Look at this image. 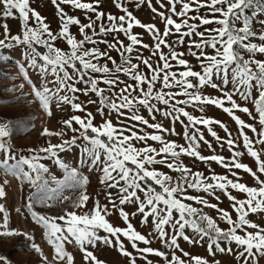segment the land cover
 <instances>
[{"label":"snow or ice","instance_id":"1","mask_svg":"<svg viewBox=\"0 0 264 264\" xmlns=\"http://www.w3.org/2000/svg\"><path fill=\"white\" fill-rule=\"evenodd\" d=\"M105 3L51 0L53 27L30 0H0V49H19L0 55L18 74L0 68V77H22L4 88L20 96L2 102L31 96L47 116L53 105L66 114L27 148L12 140L34 127L27 117L0 122V236L23 235L38 264H78L77 254L79 264H106L100 247L117 248L127 264H221L218 254L264 264V0H111L118 11ZM142 6L158 21L134 14ZM73 151L68 162L62 154ZM91 173L104 202L97 195L88 207ZM9 174L29 188L15 211L43 227L52 261L32 233L9 225ZM65 189L80 190L68 205ZM58 201L57 214L35 210Z\"/></svg>","mask_w":264,"mask_h":264},{"label":"rangeland","instance_id":"2","mask_svg":"<svg viewBox=\"0 0 264 264\" xmlns=\"http://www.w3.org/2000/svg\"><path fill=\"white\" fill-rule=\"evenodd\" d=\"M30 3L33 7H36L42 15H45L48 20L51 21L53 27L56 26V10L55 7L51 4V0H30ZM105 7L110 9L111 11H118L112 6L111 0H106ZM134 14H136L140 19L145 22H150L153 19H157L158 21V18H155L154 14L151 13L150 9L146 6H142L139 10H135ZM259 18L264 19V17ZM9 23L13 28H15L17 21L10 20ZM255 27L259 29L260 25L255 24ZM134 31L140 32L143 30L136 27L134 28ZM9 54L18 56L19 49L11 51L7 49H0V55ZM7 67L11 68V72L13 74H18V68L11 61L8 62L7 65L0 62V68ZM20 79H22V77H18V79L16 80L5 79L3 77H0V122H3L5 119L15 120L21 116L27 117L29 119V123L34 125V127H31L27 132L14 130L12 134L13 144L17 148L35 147L37 145H42L45 141V138L40 135L43 126H47L52 129L59 128V120L62 116H66V114L57 111V109L53 105L52 116H47L46 113L40 107L39 101L33 99L31 96L15 100L14 102L9 104H4L2 102L4 99L11 100L14 97L20 96L19 91H4V88L6 86L14 84L18 85ZM23 91H30V88L27 84H25V88ZM81 99L85 98L81 97ZM207 113L223 120L229 125L230 128H232L233 130L235 129L236 126L234 122L226 113L223 112V110L217 107H209L207 109ZM31 117H35V119H31ZM217 131H219L220 134L223 135V132L220 129L217 128ZM52 140L53 142H55L56 138L52 137ZM221 151H224L225 155H227L226 150L221 149ZM205 154H207L206 149ZM62 155L68 162H72L76 157V152L73 151ZM188 162L190 163L191 161L189 160ZM197 167H199L201 170H205L207 166L197 162ZM212 167L217 172L224 171L219 165L213 164ZM55 174L57 176H61L62 172H60L59 170H55ZM4 178V172L0 170V182H2ZM7 179L10 181V185L6 186L7 195L3 199V202L5 203V206L9 209V225L11 227H16L32 233L35 237L36 242L41 244L45 254L49 257V260L52 261L54 255V248L47 243V238L43 235V227L41 225H37L36 222L31 219V214L28 213L26 210L20 213L15 211L17 207H23L26 203V198L29 192L27 184H25L24 187L21 188L19 186L18 180L10 174L7 176ZM245 179L251 182V178L247 175H245ZM87 193L90 196V199L87 202L88 207H91L92 205L91 197L97 195L101 196V203L104 202L102 186L98 183L96 173L90 174V183L87 186ZM79 194L80 190L78 189H65L59 199L63 200V197H69V200L64 201V205H68L70 201L75 200L79 196ZM227 204L228 201L225 198H222V206H227ZM61 207L62 205L58 201L55 207L51 209H49L46 205L37 204L35 205V210L44 214H57L59 213ZM260 211L261 215H264V210ZM250 215H252V218L254 220H259V216L253 214ZM109 219L112 221L119 222V218L115 214L109 217ZM133 223L138 227V229L143 227L138 223V218H133ZM27 243L28 242L26 241V238L23 235L0 236V255L6 256L8 260L11 261V264H38V261L40 260L39 255L35 253L34 250L29 249ZM181 244L186 249L194 253H204L203 248L187 245L183 241H181ZM153 246H158V242L154 241ZM96 254L98 258L103 259L106 264H127V258L123 256L117 248L100 247L97 249ZM217 259L220 260L221 264H235L234 258L228 254H218ZM76 260L79 264L80 257L78 254L76 256ZM0 264H3V262L0 261Z\"/></svg>","mask_w":264,"mask_h":264}]
</instances>
